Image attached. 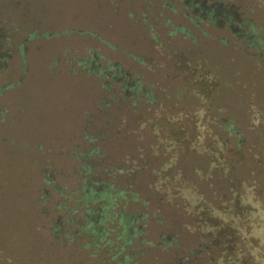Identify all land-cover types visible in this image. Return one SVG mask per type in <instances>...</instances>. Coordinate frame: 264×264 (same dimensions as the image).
<instances>
[{
    "label": "rangeland",
    "instance_id": "obj_1",
    "mask_svg": "<svg viewBox=\"0 0 264 264\" xmlns=\"http://www.w3.org/2000/svg\"><path fill=\"white\" fill-rule=\"evenodd\" d=\"M223 2L264 38V0ZM185 5L184 0H0V36L7 39L0 40V51L15 53L0 72V264H111L104 246H85L89 238L83 232L69 239L76 228L66 212L79 197L73 191L82 183L77 172L91 148L100 154L88 160L96 179H110L97 174L104 167L105 173L108 166L123 168L113 175L115 184L141 200L131 199L136 202L125 211L135 214L121 220L128 240L142 230L130 250L139 254L136 264H165L175 251L197 247V228L210 208L223 222L241 226L244 238L221 245L241 260L230 264H264V56L224 25L206 19L193 24ZM90 53L99 66L118 64L130 80L138 78L154 102L98 109L102 98L118 93V85L107 90L98 74L85 75L83 65L78 70L75 61ZM9 83L11 103L23 101L22 110L9 113L17 125L8 122L2 87ZM127 87L143 89L140 83ZM221 119L245 137L243 152L215 141ZM91 132L103 137L90 142ZM188 141L193 146L186 148ZM158 177L174 196L153 190ZM232 181L246 221L243 215L242 222H232L233 196L225 195ZM110 189L82 192L94 202L106 200ZM65 196L70 200L56 210L54 200ZM100 210L107 214L111 202ZM136 224L140 230H130ZM222 224L225 233L231 230ZM160 234H172L177 247L163 248ZM213 250L212 262L203 256L199 263L226 264L224 253Z\"/></svg>",
    "mask_w": 264,
    "mask_h": 264
},
{
    "label": "trees",
    "instance_id": "obj_2",
    "mask_svg": "<svg viewBox=\"0 0 264 264\" xmlns=\"http://www.w3.org/2000/svg\"><path fill=\"white\" fill-rule=\"evenodd\" d=\"M184 2L186 4L185 6L187 8H190L191 13L194 14L192 15V17L189 15V17L191 18L190 21L193 24L196 25L198 22H201L205 19L211 22V24L215 27L226 24L224 15L225 10H227V3L225 4L223 0L217 2L214 0H209L207 4L206 0H184ZM210 7H212V10L214 8L213 14L209 9ZM223 7H225V10ZM229 30L231 32V35L238 39H241L244 44H247V47L255 48L257 55L264 56V38H261L259 36L256 27L251 24L250 21L245 17L241 15L236 16L233 26ZM29 36H34V33ZM97 59L98 56L95 53H90L87 58L80 60L81 62H79V64L85 67L86 74H98V76L101 78V85L107 90L113 88L115 84L118 85V93L115 94L109 91L110 94H108L98 102V109H102L105 111L106 108H110L113 106L118 107L123 105H130L135 107L139 102H143L146 104H151L154 102L155 96L151 95L149 91H146V87L142 85L138 78L130 80V76L127 71L123 70L118 64H107L105 66H99L97 64ZM135 83H140L143 89L137 92L132 91L131 89L127 90V86H131ZM148 92L150 95L148 94ZM136 118L138 119V117ZM101 130H103V128ZM88 134H90V136L87 138V140L90 142L96 141L97 139H101L103 137L102 132L99 134H95L92 132ZM213 135L216 142L223 144L232 143L233 147L236 148V153L243 152L244 146L246 144V139L241 134L239 129L235 127V125H233L232 122L221 119L218 125V129L214 130ZM191 143L192 142L189 141L188 143L184 142V147L189 148L193 146L191 145ZM95 154L100 156L97 148H91L86 153L82 154L85 161L80 165L81 169L77 172V178L82 183L79 189H73L74 193H79V197L71 200L72 206L68 207L66 212V217L69 224H73L76 228V230H74L70 235L69 239L73 240L76 235L83 232L84 235H87L89 238V241L85 243V246H92L95 248L104 246L105 249H107V256L109 255L110 259L112 260L111 264H136L137 262L134 258L135 255L139 254L138 252L136 254L131 253L130 250L133 247V242L139 239L142 230H140L137 224L135 226L132 225L130 227V230L131 228L133 229V231L140 230V233L137 237H132L131 240H128L125 233L128 227H125L122 224L121 220L123 214H135L134 212L125 211V206H127L128 203L136 202H132L131 199L136 198L137 201L141 200L131 190L127 189V187H122L115 184L113 175L115 173L122 174L124 172L123 168L114 170L112 167L108 166V170L110 171L108 173L103 172V170H105V167L101 171H99V173H97V170L96 173L100 176L104 175L105 177L110 178L108 181H106L105 179H100V181L97 180L94 171L95 168L91 165L90 162H88V160H91V158ZM254 159H256V154H254ZM172 164H175V162H172ZM232 169L234 170V168ZM174 171H176L175 168ZM151 172L153 173L154 171H150V173ZM251 172L253 171L251 170ZM236 175L237 173L234 172L233 177H235ZM252 179L254 180V178ZM153 183V187L151 186L153 190L160 187L164 190L166 195L172 194V196H174V189L169 183L168 185H165L162 182V179H160L159 177L153 179ZM157 184L159 185L157 186ZM106 185H111V189L108 192L107 199L105 198L106 200L90 202L91 199L86 198L88 194H86V197H84V194L82 192L84 188L85 191L90 188L95 190L100 189L101 186L103 187ZM120 192L122 193L119 194ZM228 194L230 196H233V199H231L230 197L232 202L231 212L234 216L232 222L234 221L233 223H236L242 222L243 220L246 221L247 217L244 215L245 208L244 206L242 207L239 203L240 195L238 193V188L235 187L233 181L228 185L227 193L225 195L228 196ZM118 195L120 196V198ZM67 198L70 200V197L68 196L54 200L56 203V210L60 209V207L65 206L66 201L68 200ZM108 202H111V210H109V212L106 214L103 210L100 209L104 208V205H107ZM95 211H99V214L94 215L93 213ZM207 211L209 212V214H206L200 221L201 228H197V247L187 248L184 254H179V252L175 251L172 254L173 256H171L165 264H200L199 262L202 261L203 256H209L208 262H212V253H214L213 249H219V251L221 250L224 253L221 256L222 263L230 264L233 262H241V260L236 257V254H232V249L226 251L225 247L221 248V245L224 246L227 242H235L236 238H244L239 231V229H241V226L238 223L232 225L227 221V219L223 222L221 219H218L211 213V208ZM243 215L245 216V218L242 220V218L240 217H244ZM80 220H82L81 223ZM222 223L226 224L227 228H230L232 231L228 229L227 233H225L224 228L226 226L223 228ZM57 230L58 224L56 223L52 229V234ZM160 238L161 240L159 241V243L162 244L163 248L177 247L175 241L176 239L172 234H160ZM106 247H108L109 249ZM248 259L249 258H246L244 260ZM242 263H244V261ZM244 264H247V261Z\"/></svg>",
    "mask_w": 264,
    "mask_h": 264
},
{
    "label": "crops",
    "instance_id": "obj_3",
    "mask_svg": "<svg viewBox=\"0 0 264 264\" xmlns=\"http://www.w3.org/2000/svg\"><path fill=\"white\" fill-rule=\"evenodd\" d=\"M6 38L5 37H1L0 36V40H5ZM7 40V39H6ZM6 43H7V41H6ZM7 49H5V51H0V72L1 71H4V70H7V68H8V61L11 59V58H13V55L15 54L14 52H8V51H6ZM79 62H81L79 59L77 60V61H75V64L78 66V70L79 71H81V66L82 65H80L79 64ZM10 65V64H9ZM41 67H43V65L41 66ZM83 73L86 75V72H85V67L83 66ZM75 72H77V71H75ZM7 87H11V83H9V84H5L3 87H2V90H3V92H7ZM0 91H1V87H0ZM16 91H17V89H16ZM16 91H14V92H16ZM2 92V93H3ZM10 94H12V92L11 91H9V92H7L6 94H5V97H4V99H5V101L7 102V104H9V112H8V122L9 123H11V124H18V122H17V119H16V116H11V115H9V113H10V111L11 110H13L14 111V113H17V112H19L20 110H22V102L23 101H20V99H17L14 103H15V108H16V110H15V108L13 109V105H14V103L12 104L11 103V96H10ZM19 97V96H18ZM17 101H19V102H17Z\"/></svg>",
    "mask_w": 264,
    "mask_h": 264
},
{
    "label": "flooded vegetation",
    "instance_id": "obj_4",
    "mask_svg": "<svg viewBox=\"0 0 264 264\" xmlns=\"http://www.w3.org/2000/svg\"><path fill=\"white\" fill-rule=\"evenodd\" d=\"M226 6H227L226 8L227 10H225V7H223L225 10L224 17L226 19L225 20L226 24H223V25L226 26L228 29H231L234 23V19L237 15L235 13L233 6L230 3L226 4Z\"/></svg>",
    "mask_w": 264,
    "mask_h": 264
}]
</instances>
